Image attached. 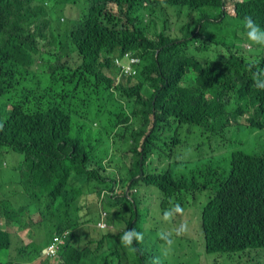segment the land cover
<instances>
[{"label":"trees","instance_id":"16d2710c","mask_svg":"<svg viewBox=\"0 0 264 264\" xmlns=\"http://www.w3.org/2000/svg\"><path fill=\"white\" fill-rule=\"evenodd\" d=\"M227 1L0 0V154L21 155L0 167V264H154L140 194L152 186L159 207L204 195L206 252L264 249V90L248 68L264 55L243 45L244 17L264 29V0ZM126 52L134 74L115 63ZM225 127L252 140L219 154ZM197 134L206 152L184 157ZM107 205L122 227L95 235ZM133 228L135 252L119 239Z\"/></svg>","mask_w":264,"mask_h":264},{"label":"rangeland","instance_id":"374dc122","mask_svg":"<svg viewBox=\"0 0 264 264\" xmlns=\"http://www.w3.org/2000/svg\"><path fill=\"white\" fill-rule=\"evenodd\" d=\"M235 0H228L227 5L229 7L233 6ZM64 13L66 15H75L76 11L70 5H67L64 8ZM245 48H248L252 44L250 42L243 43ZM262 51L261 54L264 55V49L260 47ZM254 53L255 51L252 50ZM107 72V71H106ZM113 76V74H111ZM116 76V75H115ZM120 78V74H118ZM186 127V125H185ZM264 136V135H263ZM204 138L197 135H191V139L189 140V145L187 146L184 157L193 156H202L207 148L208 143L203 141ZM252 140L251 136H248L241 129H237L234 127H225L222 135L218 136L214 139L211 144L217 145L220 149L219 154H227L229 148L236 147L238 149L242 148L240 142H249ZM259 142L263 141V137L258 139ZM11 154V155H10ZM10 154L1 155L0 154V167L2 168H11L13 166H17L18 159L20 160L21 155L11 151ZM130 153H127V158L129 159ZM178 169L181 168V165H177ZM115 171L117 169L115 168ZM116 192L119 193V189L115 188ZM158 191L156 187H143L141 188L140 194L145 195L143 197V206L148 207V211L146 214V220L144 222V227L148 228L147 235L145 237L144 242L148 245H151V249L155 254L154 261H158L160 264H176V263H186V264H264V249H250L242 252L236 253H211L206 252L204 248V242L202 237V232L200 229V214L204 204L205 197L203 194L197 193L195 200L193 195L188 196L189 194L184 195H176L173 199L164 206L159 207L158 200ZM185 197H188V205L185 203ZM123 197L119 195H115V202H121ZM176 204H179L183 209V212L180 214H175L172 220L165 221L164 213L172 209ZM141 207L140 210H144L145 208ZM103 208V207H102ZM105 208H109V206H105L101 210V212H106L107 216L111 212ZM113 211V209H112ZM97 216V213H94ZM99 214V216H100ZM95 224V221H93ZM107 226L105 229H97L95 228V235L101 234V232H111L116 231L122 226L115 227L114 224H109L107 219ZM187 225L186 231H184L181 235L176 236L173 235V239L175 243L169 247L166 245L165 241L160 238V233L162 232H173L180 228L182 225ZM97 226V225H96ZM91 232L93 227L88 228ZM93 234V232H92ZM94 235V234H93ZM149 237V241L147 238ZM120 239V237H119ZM28 242L27 239H25ZM152 242V243H150ZM110 245V244H109ZM108 246V245H107ZM109 248V247H108ZM4 253L0 252L2 256ZM53 262V258L50 257L49 263ZM128 264H134L133 260H130Z\"/></svg>","mask_w":264,"mask_h":264},{"label":"clouds","instance_id":"9594fccd","mask_svg":"<svg viewBox=\"0 0 264 264\" xmlns=\"http://www.w3.org/2000/svg\"><path fill=\"white\" fill-rule=\"evenodd\" d=\"M243 26L246 30L247 39L251 42L252 45L264 47V29H262L250 16L244 17ZM249 71H252L255 68V71H252V77L255 84V87L258 89L264 90V68H258L255 64H250L248 66ZM128 192V190H126ZM118 193L115 192V195ZM183 212V209L179 204H176L172 209L167 210L164 213V220L171 221L175 214H180ZM187 225H182L180 228L176 229L173 232H162L160 233V238L165 241L166 245L171 247L175 240L173 239V235L176 236L181 235L184 231H186ZM144 239L143 233L137 231L135 228L128 229L124 231L123 235L120 237V242L126 247L131 249L133 252L136 251V248L133 247L134 241L136 243H142ZM65 243V242H64ZM44 250V249H43ZM59 251V250H58ZM57 251V252H58ZM42 254L45 257H54V256H46L42 251ZM154 264H158V261H154Z\"/></svg>","mask_w":264,"mask_h":264},{"label":"built area","instance_id":"2783aa9c","mask_svg":"<svg viewBox=\"0 0 264 264\" xmlns=\"http://www.w3.org/2000/svg\"><path fill=\"white\" fill-rule=\"evenodd\" d=\"M138 62V58L132 56L130 53L126 52L121 58H115V63L121 67V71L125 75H130L135 73L133 67L134 64ZM116 192V190H115ZM106 212H101L99 216V221L97 222V227L100 229H105L107 223L105 221ZM68 231H64L61 234H57L52 237L51 241L45 246L43 252L46 256H54L59 248L64 244Z\"/></svg>","mask_w":264,"mask_h":264},{"label":"crops","instance_id":"0c3cea01","mask_svg":"<svg viewBox=\"0 0 264 264\" xmlns=\"http://www.w3.org/2000/svg\"><path fill=\"white\" fill-rule=\"evenodd\" d=\"M10 155H11V154H10ZM15 160L17 161V165H18V163H19L20 160H18V159H16V158H15ZM23 239L25 240L26 238L24 237ZM28 242H30V240H28ZM73 243H74L75 245L79 246V244L77 243V238H74ZM46 258H48V257H46ZM5 259H6V255L3 254V255H2V259H0V260H1V261H5ZM54 263H55V262H54Z\"/></svg>","mask_w":264,"mask_h":264}]
</instances>
